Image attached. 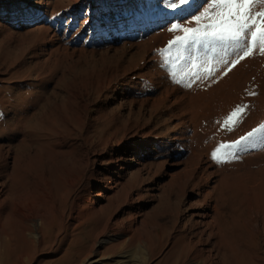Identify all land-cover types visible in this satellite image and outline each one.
<instances>
[{
  "label": "rangeland",
  "instance_id": "rangeland-1",
  "mask_svg": "<svg viewBox=\"0 0 264 264\" xmlns=\"http://www.w3.org/2000/svg\"><path fill=\"white\" fill-rule=\"evenodd\" d=\"M69 1L0 0V144L15 151L17 189L48 191L61 207L90 197L86 230L73 237L76 248L94 244L84 264H134L131 226L156 254L149 264H171L209 192L232 233L227 264L243 250L264 264V146L215 160L212 178L196 148L215 46L189 50L182 38L208 23L218 0ZM260 83L250 92L264 101ZM227 114L214 119L213 144L250 133L246 115L227 130Z\"/></svg>",
  "mask_w": 264,
  "mask_h": 264
},
{
  "label": "bare ground",
  "instance_id": "bare-ground-1",
  "mask_svg": "<svg viewBox=\"0 0 264 264\" xmlns=\"http://www.w3.org/2000/svg\"><path fill=\"white\" fill-rule=\"evenodd\" d=\"M76 1L70 0L69 2L72 4ZM249 7L253 14L264 12V0H251ZM199 29L204 31L205 25ZM212 54L214 55V63L209 64L210 67L207 68L211 69V72L209 71L210 73L206 74L207 82L204 84L205 88H202V94L207 97H205L206 101H203L199 106V111L202 114L199 117V124H197L199 129L197 127V130H195L196 133L197 131L199 132L196 148L197 150L201 149V154H203L205 161L210 163L204 164L206 168L204 173L211 178L217 174V171L213 170L217 163L212 157L213 152L219 149L221 154L231 153L229 156H234L240 153L239 149H247L248 144L251 142H255L260 148L264 146V141H262V138H264V107H255L258 102H264L260 101L263 92L261 93L258 90L255 93L256 96L250 92L254 85L264 80V55L260 54V45L257 44L251 54L244 56L242 59H239V56L243 55L242 51H231L221 44L215 45ZM236 59H238V62H236ZM212 64L214 65V70H212ZM233 64L234 66H232ZM201 82L203 83V81ZM199 84L201 85V83ZM210 85L212 87L209 90L206 89ZM260 85H262L261 89L264 90V84L260 83ZM249 94L252 95L249 96ZM177 99L180 101L185 100L183 96ZM247 104H250V107L243 111L240 119L245 115L247 116L248 122H245L247 124L243 126V135H246L248 131H250L249 134L251 135L241 136L235 134L227 137L226 140L213 144L216 137L220 135L218 131L220 125L211 127L214 125L215 117L222 116L225 113L231 114L235 106H242L244 109ZM12 132L13 130H11ZM7 140H10V137ZM12 150L10 147L7 148L5 143L0 144V264H84L85 260L91 255L94 244L87 250L83 247L76 248L79 247V243L73 237L86 230L83 228L90 218L89 212H92L91 209L87 210V205H90V197H75L69 205L61 207L54 201L55 198L53 200L52 195L48 191H44L42 195L31 191L28 195L23 196L21 191L17 189L19 185L15 177L17 170L16 157L14 156L15 153L13 154L15 151ZM195 155L200 158L198 153L195 152ZM259 155L261 154L259 153ZM114 169H117V167ZM43 181L46 182L45 180ZM210 195L207 192L203 198L204 206L192 213L189 220L190 233L186 236L180 234L181 236L179 235L178 239L175 238L174 243L177 246H180L181 243L182 249L175 254L170 252L173 255L172 259H170L172 262L169 263L198 264L203 262L204 264H227L230 243L232 242L230 241L231 237L229 238V233L231 232H227L230 227L225 215L219 211V207L208 203ZM59 210L63 224L61 223L62 225L58 228H54L55 226L52 224L54 213ZM94 213L96 214L93 211L92 215ZM220 219L223 224L219 223ZM128 228L133 232L131 261L134 264H149L156 254L152 252L149 242L139 236L137 226ZM97 236L95 234L93 239L96 240ZM237 236L235 235L236 240H238ZM74 245L75 247H72ZM184 250L185 252H183ZM239 253H241L243 260L241 261L240 258L239 264H250L253 261L252 257L246 253V250ZM93 264L99 263L94 262ZM160 264L163 263L161 262Z\"/></svg>",
  "mask_w": 264,
  "mask_h": 264
},
{
  "label": "snow or ice",
  "instance_id": "snow-or-ice-1",
  "mask_svg": "<svg viewBox=\"0 0 264 264\" xmlns=\"http://www.w3.org/2000/svg\"><path fill=\"white\" fill-rule=\"evenodd\" d=\"M250 2L251 0H218L219 10L207 18L208 23L205 25L203 32L199 29H185L186 35L182 38L184 44L189 50L195 44H200L204 48H207L209 44L214 46L221 44L228 50L242 51L243 55H240L239 59L250 55L259 44L260 54L264 55V12L253 14L249 7ZM236 62H238V59H236ZM242 113L243 108H238L225 122V127L229 131L239 121ZM262 141H264V138H262ZM229 155L231 153L221 154L219 149L212 153L213 159L218 162H226Z\"/></svg>",
  "mask_w": 264,
  "mask_h": 264
}]
</instances>
